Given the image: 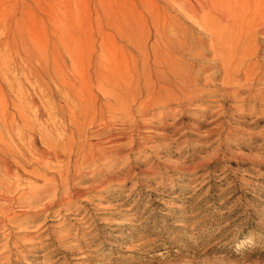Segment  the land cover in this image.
Segmentation results:
<instances>
[{"label": "rangeland", "instance_id": "1", "mask_svg": "<svg viewBox=\"0 0 264 264\" xmlns=\"http://www.w3.org/2000/svg\"><path fill=\"white\" fill-rule=\"evenodd\" d=\"M187 9L210 10L0 0V264H264V81L178 96V71H216L172 46ZM253 41L264 66V35Z\"/></svg>", "mask_w": 264, "mask_h": 264}, {"label": "bare ground", "instance_id": "2", "mask_svg": "<svg viewBox=\"0 0 264 264\" xmlns=\"http://www.w3.org/2000/svg\"><path fill=\"white\" fill-rule=\"evenodd\" d=\"M203 3H204V8L205 6H207L208 9L210 10L201 12V15H200L198 13H195V11L193 10L187 9V12L190 14L188 16H190V19L192 20L193 23L182 22V23L176 24V26L171 29V32L174 34L172 36L173 39H171L173 48L182 49V50L184 49L190 50V49L196 48L199 51L197 54L199 56H205L206 54H210L212 56V60L215 65L214 68L216 71H211L210 73L205 74V75H202L204 71H197V74L195 75H192L189 71H178V76L180 77L179 79L182 84L179 87L175 86L177 89L175 90L176 91L175 93L179 94L178 96L189 93L187 95L188 98L186 99L187 103H193V101L201 100V97H203L204 94L211 96V97L207 96V100H210V101H213L212 100L213 96L216 97L219 95H221L223 99L224 98L229 99L231 97L235 98V96L239 95L240 93V89H239L240 86H238L239 84L241 85V83L242 84L244 83L246 84L245 86H247V84L249 85V83L251 82L253 83L256 81H260V80L264 81V66L262 64L256 63V61L255 62L253 61V56L257 55L258 48L256 49V52H254L255 48L254 49L252 48L253 43L255 42L253 41V36L256 34L264 35V0H203ZM252 6H253V9L259 6L260 11L258 13H253V9H252V12L250 14ZM206 15H208L209 18H207ZM194 26H197L199 29H197L196 31V29H193ZM200 31H206L208 33L209 44L206 49V52L202 51L203 47L206 44V41L203 40V38L199 35ZM243 33L245 34L243 35ZM153 48L154 49L156 48L155 45H153ZM257 65H259V68H262V71H255ZM220 76L222 77L221 81L215 82L219 79ZM201 81H203L202 82L203 84H201ZM212 85H215V88L213 89L198 88V86L205 88V86L209 87ZM192 87H195L198 89L193 90ZM195 95L197 96L194 97ZM247 97L251 99L252 98H260V99L263 98L261 92H255V93H252V95L248 93ZM29 103L32 104L34 102L30 101ZM207 106L208 107L206 108L210 110L215 108L214 104H208ZM17 107H18V103H17ZM111 108H112L111 104H105L103 106H100L99 110H96L97 109L96 106H94L93 109L91 108V110H93V114L99 113L98 114L99 116L104 117L106 109L109 110ZM216 109L218 110V108ZM169 112L172 113L173 110L170 108ZM216 113H219V112H216ZM204 114L205 112H203V115ZM28 134H31V133H28ZM25 147L26 146L24 145V148ZM28 147H29L28 149L29 151H32L35 154H37L36 160H38V162H45L43 161V157H44L43 152H41L39 148L38 149L32 148L31 150L30 146ZM91 150L92 148L90 149V151ZM27 154L29 156V153ZM32 155L34 154L32 153ZM54 157H55V160L58 161L57 160L58 153H56V156ZM24 158H25V155H24ZM32 160H35V159H32ZM2 164L3 166L1 168L7 174H12L11 166L10 165L7 166L3 162ZM60 172L61 171H57L56 173L59 175ZM0 184H3V183H0ZM9 184L10 183L7 181V186ZM62 184L65 185L64 183ZM3 185H6V183ZM3 199H5V197H3ZM6 201L5 203H7Z\"/></svg>", "mask_w": 264, "mask_h": 264}]
</instances>
